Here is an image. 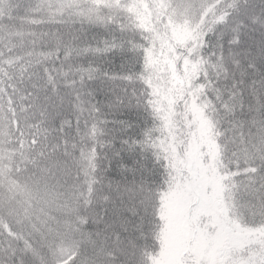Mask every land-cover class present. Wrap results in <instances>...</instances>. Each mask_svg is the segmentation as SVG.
I'll return each mask as SVG.
<instances>
[{"label": "snow or ice", "instance_id": "1", "mask_svg": "<svg viewBox=\"0 0 264 264\" xmlns=\"http://www.w3.org/2000/svg\"><path fill=\"white\" fill-rule=\"evenodd\" d=\"M4 105L83 173L96 261L264 264V0H0Z\"/></svg>", "mask_w": 264, "mask_h": 264}, {"label": "trees", "instance_id": "2", "mask_svg": "<svg viewBox=\"0 0 264 264\" xmlns=\"http://www.w3.org/2000/svg\"><path fill=\"white\" fill-rule=\"evenodd\" d=\"M66 2L88 6L91 0ZM40 139L31 122L8 105L0 107V264L17 251L21 264H84L85 246L93 264H104L103 257L113 254L96 249L99 261L92 255L94 226H85L87 204L80 199L83 173L71 158L59 172L51 171V149L43 151Z\"/></svg>", "mask_w": 264, "mask_h": 264}]
</instances>
